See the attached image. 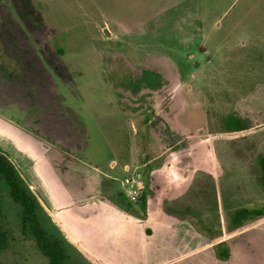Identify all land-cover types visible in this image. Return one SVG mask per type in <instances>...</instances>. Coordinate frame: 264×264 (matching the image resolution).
I'll return each mask as SVG.
<instances>
[{
	"label": "rangeland",
	"instance_id": "374dc122",
	"mask_svg": "<svg viewBox=\"0 0 264 264\" xmlns=\"http://www.w3.org/2000/svg\"><path fill=\"white\" fill-rule=\"evenodd\" d=\"M6 120L62 154L48 155L77 200L100 191L139 215L189 221L214 242L238 231L241 210L261 212L241 228L264 226V0H0V149L21 155L22 134ZM107 148L115 149L107 163L117 159L148 180L156 173L159 186L156 170L173 167L157 201L147 192L121 197L124 177L96 181L93 161H104ZM80 160L90 169L74 165ZM29 161L44 167L34 150ZM0 203L11 233L2 263L48 264L1 178ZM41 218L66 240L44 207ZM193 240L171 238L158 260L176 261L198 246ZM66 242L67 264H109Z\"/></svg>",
	"mask_w": 264,
	"mask_h": 264
},
{
	"label": "crops",
	"instance_id": "0c3cea01",
	"mask_svg": "<svg viewBox=\"0 0 264 264\" xmlns=\"http://www.w3.org/2000/svg\"><path fill=\"white\" fill-rule=\"evenodd\" d=\"M5 122L11 124L12 130L16 134H22V140H24V143L21 142V155L16 156L14 153L13 156L8 155L14 159L12 161L18 171V165L22 168L26 167L22 164V160L27 163V167L32 173L31 188H33V193L37 196L41 206L65 235L66 240L89 258L91 256L103 258L102 260L109 264H140L141 259H144V264H264V226L258 223L248 225L234 234L229 233L214 242L206 234L197 231L189 221L168 222L159 214L161 213L160 210L154 214L149 209L147 213L144 212L139 215L135 212L132 202L111 195L108 197L104 193L101 194L100 191V195H98L99 193L93 195L90 193L91 196L81 197L77 200L65 185L64 178L62 177V179L58 175L56 159L48 155L52 149L55 151V155L62 154L52 146H45L41 140L30 136L12 122L8 120ZM177 141L178 143H174V145L181 142ZM36 146H39V153ZM31 150H34L37 155V163L41 164L40 159L44 162V167L41 168L40 165L38 171L34 161L33 168H30L29 152ZM100 150L104 156V161H93L97 168L91 170L96 171L97 176L95 178L99 183L100 181L103 183L108 181L115 184L120 181V178H126L121 183L123 189V191L121 190L123 193L120 192L121 197H125V194L129 201L132 200L130 191L132 188H136L137 183H139L140 195L142 196L147 192V196L153 203L157 201L159 194L163 193L164 187L169 185L170 177L168 175L173 167L165 168V172L161 169L156 170L159 173V178L164 179V181L160 179L162 186H159L157 180L153 182L156 173L148 180L138 169L131 170L128 165L121 166L117 159H112L107 163L110 155L115 154V149ZM87 151L89 152L87 157H89L91 152L88 149ZM89 159L92 158L89 157ZM74 165H81L90 169L88 160H80ZM188 175L190 174L182 176V182ZM164 183H166L165 186ZM89 187L92 186L89 184L87 188ZM50 188L56 196L52 195ZM177 188L179 189V186ZM173 234L175 236H172ZM138 237L141 246H138ZM173 237H177V239L178 237L192 238L198 246L176 261L166 263L167 261L158 260L164 253V249H169V246L173 245V241H170ZM223 241H227L232 248V257L227 261L220 260L215 256V246ZM179 245L177 241L176 246ZM128 246H132L133 249L126 250ZM105 248V251L110 252L108 258L103 253ZM141 250H143V255H141ZM241 250L248 252L249 256L252 255L253 251L254 259L250 257L239 258ZM205 256L208 257V260H205Z\"/></svg>",
	"mask_w": 264,
	"mask_h": 264
},
{
	"label": "trees",
	"instance_id": "16d2710c",
	"mask_svg": "<svg viewBox=\"0 0 264 264\" xmlns=\"http://www.w3.org/2000/svg\"><path fill=\"white\" fill-rule=\"evenodd\" d=\"M160 83L161 80L159 86ZM153 87L156 88L154 85ZM175 143L178 141L176 140ZM261 168L263 174L259 182L264 187V159L261 161ZM0 178L6 183L12 199L22 210V231L34 239L39 251L48 259V264H67L69 254L66 240L52 235L46 229L41 218L42 206L37 196L25 184L14 162L2 149H0ZM260 215V211L241 210L234 214V224L239 227L238 230H241L246 221L260 217ZM234 233L236 231L232 232V234ZM10 238L11 233L5 223L4 212L0 203V264H3L1 258L9 246ZM215 252L220 260L227 261L232 257V248L227 241L217 244Z\"/></svg>",
	"mask_w": 264,
	"mask_h": 264
},
{
	"label": "built area",
	"instance_id": "2783aa9c",
	"mask_svg": "<svg viewBox=\"0 0 264 264\" xmlns=\"http://www.w3.org/2000/svg\"><path fill=\"white\" fill-rule=\"evenodd\" d=\"M129 182V181H128ZM140 186H139V183H137V187L136 188H132V190L130 191V194H131V199L133 201H135L137 199V197L140 196Z\"/></svg>",
	"mask_w": 264,
	"mask_h": 264
}]
</instances>
